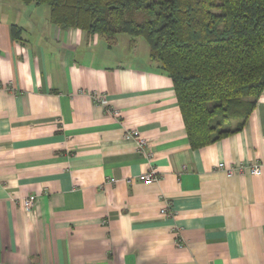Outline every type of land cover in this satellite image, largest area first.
<instances>
[{
  "label": "crops",
  "instance_id": "0c3cea01",
  "mask_svg": "<svg viewBox=\"0 0 264 264\" xmlns=\"http://www.w3.org/2000/svg\"><path fill=\"white\" fill-rule=\"evenodd\" d=\"M0 264H264V90L239 131L191 148L145 39L0 0Z\"/></svg>",
  "mask_w": 264,
  "mask_h": 264
},
{
  "label": "trees",
  "instance_id": "16d2710c",
  "mask_svg": "<svg viewBox=\"0 0 264 264\" xmlns=\"http://www.w3.org/2000/svg\"><path fill=\"white\" fill-rule=\"evenodd\" d=\"M62 28L143 38L171 78L191 148L239 131L264 90V0H20Z\"/></svg>",
  "mask_w": 264,
  "mask_h": 264
},
{
  "label": "built area",
  "instance_id": "2783aa9c",
  "mask_svg": "<svg viewBox=\"0 0 264 264\" xmlns=\"http://www.w3.org/2000/svg\"><path fill=\"white\" fill-rule=\"evenodd\" d=\"M91 97H92L93 101L97 104L105 105V103H106L104 100L103 94L100 92H92ZM110 112L112 114H114V116L118 114V112L114 111V110H110ZM124 137L127 139H136L138 146L141 149L144 146L145 140L140 136V133L137 129L126 128L125 132H124ZM147 154L151 155V153H149V152ZM218 166L220 168H223L221 163L218 164ZM247 167L250 168V171L252 173H259L261 171V166L259 164L249 165ZM242 168H243L242 165H235L234 167L229 168L227 170V176H230L231 174H233L234 171H241ZM157 177L158 176L156 175V173L152 169H149L148 171L142 172L138 175V179L140 181H143L144 183H151L154 180H156ZM110 181H113V179H110ZM19 204L24 211L29 212L33 209V207H35L36 199H35V197L29 195V196L22 198L19 201ZM170 204H171L170 202H167L166 206L163 209H161V213H163L165 215H169L170 214V209H169Z\"/></svg>",
  "mask_w": 264,
  "mask_h": 264
},
{
  "label": "rangeland",
  "instance_id": "374dc122",
  "mask_svg": "<svg viewBox=\"0 0 264 264\" xmlns=\"http://www.w3.org/2000/svg\"><path fill=\"white\" fill-rule=\"evenodd\" d=\"M47 6V5H46ZM48 7V6H47Z\"/></svg>",
  "mask_w": 264,
  "mask_h": 264
}]
</instances>
